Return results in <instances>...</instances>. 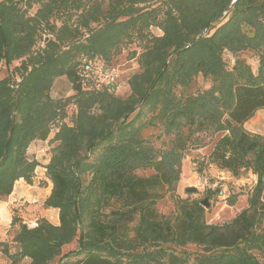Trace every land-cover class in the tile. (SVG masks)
I'll list each match as a JSON object with an SVG mask.
<instances>
[{
    "label": "trees",
    "instance_id": "1",
    "mask_svg": "<svg viewBox=\"0 0 264 264\" xmlns=\"http://www.w3.org/2000/svg\"><path fill=\"white\" fill-rule=\"evenodd\" d=\"M21 1L0 0V63L20 60L0 78V199L17 180L33 182L40 161L29 146L53 132L45 165L53 187L44 206L59 210V224H20L13 262L51 264L76 241L57 264H264V134L244 127L264 109V0H110L105 9L103 0H28L40 4L33 15ZM152 26L163 35H150ZM46 30L55 37L38 45ZM148 36L144 70L131 77L128 97L83 90L77 53L108 58ZM225 50L234 57L231 69ZM245 50L258 53L257 74L239 56ZM199 73L211 77L208 89L177 94ZM63 75L75 91L70 100L50 94ZM71 99L77 111L68 123ZM158 125L169 138L164 149L143 136ZM209 129L221 133L209 164L237 178L257 175L249 207L223 225L207 222L200 201L175 194L194 134ZM168 194L175 214L158 209ZM187 244L202 253L191 258Z\"/></svg>",
    "mask_w": 264,
    "mask_h": 264
},
{
    "label": "rangeland",
    "instance_id": "2",
    "mask_svg": "<svg viewBox=\"0 0 264 264\" xmlns=\"http://www.w3.org/2000/svg\"><path fill=\"white\" fill-rule=\"evenodd\" d=\"M109 1L110 0H103L104 4H102V7L104 9L109 6ZM146 2L150 3L147 4V6L159 5L158 0H146ZM29 4H31V6H29ZM21 5L24 8H27L28 13L31 15H33L40 7L39 3L28 0H22ZM76 19L77 15L73 16L72 22ZM57 23L60 25V22ZM81 31L82 33L79 35L81 38L88 36V31H86V29L81 28ZM150 32V35H163V30L157 26H152ZM55 35V32L46 30L38 45H43L45 38H54ZM149 38L150 36L147 38H136L133 43H123L116 49H113L108 58L99 54L92 55V53H77L75 60L79 61L78 66H82L86 60L88 62L91 61L93 64V70L91 71L90 76H87L84 80L83 90L88 92L102 89L103 87L96 85L97 73L95 71H108L109 69L114 68L118 74L119 82L121 83L119 90H115L114 94L122 98L128 97L132 93L129 84L131 77L135 73H140L144 70L140 58L142 53L151 44ZM239 56L247 60L255 74L258 73L259 56L256 51L245 50L241 52ZM223 57L226 62V67L231 69L234 64L233 55L225 50ZM19 64L20 60H15L9 66L0 63V78L11 74L15 66H18ZM18 77L19 76H17V78ZM211 85V77H206L202 73H199L191 85L184 88H182V86H177L176 92L179 95H186L188 93H196L208 89ZM50 94L55 99L70 100L69 97L75 94V91L73 90L72 83L68 77L63 75V77L58 76L55 78ZM76 111L77 107L73 102V99H71L66 107V117L64 121L72 123ZM244 127L250 132L264 134V109L258 110L255 116L244 124ZM158 134L162 135L161 139L156 138ZM220 135L221 133L216 132L213 129L194 134V143L189 146L186 155L182 160L181 176L175 191V194L182 198H189L190 200L195 199L200 201V203L207 199L209 207L204 206L206 220L209 224L214 225L230 223L242 210L248 208L249 199L252 196L254 187L257 183V175L252 171H247L237 178L208 163V155ZM143 136L149 139L151 144L156 147L164 149L169 146V138L163 135V129L159 125L155 127L150 126L143 130ZM55 143L56 140L54 133L50 132L45 141L42 142L41 140H35L34 150H30V152L40 160V165L37 166L35 170L33 180L35 179L36 181H39L41 196L38 201L33 202L34 205L42 202L44 196L51 193L50 184L46 180L45 165H47V163L49 164L52 158ZM149 173L150 171L147 170L144 172L141 170L139 171L140 175H147ZM188 186H195L198 189L196 192H187L186 187ZM16 202L13 201V203ZM30 204L32 203L25 202L23 204L24 210L21 212L14 210L11 217H6L4 215L0 216V240H4V245H0V264H32L31 259L27 257L21 259L18 263H14L12 259L15 256L13 255V257H11L9 255V253L16 255L19 250V246L13 238L16 232L20 229V224H28L30 227H35L39 220L42 219V217L33 214L35 212L30 209ZM158 209L167 215L175 214L177 206L174 198L171 197L170 194L165 196V198L158 202ZM14 218H16L15 222H13ZM76 246V241L64 246L61 255L56 257L51 264H57L59 258L63 254L75 249ZM6 250H8V253ZM184 250L189 252L191 258L203 251L202 247L196 244H187L184 247ZM261 259L263 258L261 257Z\"/></svg>",
    "mask_w": 264,
    "mask_h": 264
},
{
    "label": "crops",
    "instance_id": "3",
    "mask_svg": "<svg viewBox=\"0 0 264 264\" xmlns=\"http://www.w3.org/2000/svg\"><path fill=\"white\" fill-rule=\"evenodd\" d=\"M63 77V76H62ZM42 145V144H41ZM35 141L29 146L28 151L34 150ZM227 172V171H226ZM229 173V172H228ZM46 180L50 184V192L52 188V182L46 177ZM50 194V193H49ZM44 196L42 202L34 205V201H38L41 196V188L39 186V181L33 180L32 183H28L25 179L21 178L16 181L13 192L4 200L0 199V216L4 215L6 217L12 216L14 210L21 212L24 210V203L30 204V209L35 212L34 215L42 218H46L54 224H59V210L56 208H47L44 206L46 198L49 196ZM16 202V203H13ZM36 208V209H35ZM4 241V240H0Z\"/></svg>",
    "mask_w": 264,
    "mask_h": 264
},
{
    "label": "built area",
    "instance_id": "4",
    "mask_svg": "<svg viewBox=\"0 0 264 264\" xmlns=\"http://www.w3.org/2000/svg\"><path fill=\"white\" fill-rule=\"evenodd\" d=\"M81 68H82L81 73L84 76V78H86L87 76H90V73L93 70V64L91 61L88 62L86 60V62L82 64ZM95 72L97 73L96 85H99L103 88H109L111 90H116V91L119 90L121 83L119 82L118 74L114 68L109 69L108 71H100V72L95 71ZM36 159H38L37 156Z\"/></svg>",
    "mask_w": 264,
    "mask_h": 264
},
{
    "label": "water",
    "instance_id": "5",
    "mask_svg": "<svg viewBox=\"0 0 264 264\" xmlns=\"http://www.w3.org/2000/svg\"><path fill=\"white\" fill-rule=\"evenodd\" d=\"M197 189H198V188L195 187V186H188V187H186V191H187V192H196ZM201 204H202L203 206H205V207H209V203H208L207 199L203 200V201L201 202Z\"/></svg>",
    "mask_w": 264,
    "mask_h": 264
}]
</instances>
